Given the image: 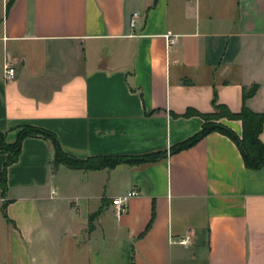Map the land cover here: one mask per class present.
<instances>
[{
	"label": "crops",
	"instance_id": "crops-1",
	"mask_svg": "<svg viewBox=\"0 0 264 264\" xmlns=\"http://www.w3.org/2000/svg\"><path fill=\"white\" fill-rule=\"evenodd\" d=\"M9 2L0 0L7 144L30 126L80 160L166 153L83 171L52 166L49 141L24 139L0 191L16 264H264V166L246 169L218 132L169 153L201 130L203 120L185 114L212 113L214 98L239 113L256 85L245 105L264 112V0ZM219 122L241 137L240 121ZM4 161L0 152V172ZM132 190L121 213L112 201Z\"/></svg>",
	"mask_w": 264,
	"mask_h": 264
},
{
	"label": "trees",
	"instance_id": "trees-1",
	"mask_svg": "<svg viewBox=\"0 0 264 264\" xmlns=\"http://www.w3.org/2000/svg\"><path fill=\"white\" fill-rule=\"evenodd\" d=\"M13 2L10 0L8 7ZM253 85L249 90L244 91L243 105L239 113H231L225 106L217 104L216 99L212 101L213 112L210 114H196L188 111L185 116L198 115L203 124L201 130L193 137L172 146L169 150L170 155L179 153L193 147L196 143L213 132L221 133L231 139L238 147L242 156L244 166L249 170H258L264 166V145L259 139L264 126V112L255 113L246 107L245 101L257 90ZM222 119L240 121L242 125V134L239 138L232 130L222 125L219 121ZM26 138H41L47 140L52 145V166H65L73 170L97 171L102 169H112L118 165L126 164L128 166H140L152 164L166 157V153L157 152L142 156H99L90 157L85 160L77 159L64 153L54 134L49 131L24 126L19 129L17 138L13 144L5 142L4 134L0 132V152L5 156V161L0 172V191L2 197L7 192V170L18 161L22 142ZM6 204V203H5ZM5 204L1 208L2 215L7 222H10L4 213ZM102 207L94 214L89 216L88 230L92 228V222L102 212Z\"/></svg>",
	"mask_w": 264,
	"mask_h": 264
},
{
	"label": "rangeland",
	"instance_id": "rangeland-1",
	"mask_svg": "<svg viewBox=\"0 0 264 264\" xmlns=\"http://www.w3.org/2000/svg\"><path fill=\"white\" fill-rule=\"evenodd\" d=\"M17 246L13 242L11 227L0 214V264H16Z\"/></svg>",
	"mask_w": 264,
	"mask_h": 264
},
{
	"label": "built area",
	"instance_id": "built-area-1",
	"mask_svg": "<svg viewBox=\"0 0 264 264\" xmlns=\"http://www.w3.org/2000/svg\"><path fill=\"white\" fill-rule=\"evenodd\" d=\"M137 14H133L132 18L130 20V27H134L135 20H136ZM164 38L166 40L167 46H172L176 43V37L173 36L170 33H167L164 35ZM15 78V69L12 67L10 62H6L4 66V80L11 81ZM138 195V192L136 190H132L126 194L123 198H117L112 201V204L114 206H117L119 208V211L122 213L125 211V203L127 199L136 197ZM187 240H182L181 244H186Z\"/></svg>",
	"mask_w": 264,
	"mask_h": 264
}]
</instances>
